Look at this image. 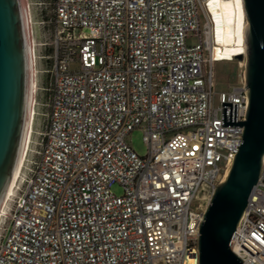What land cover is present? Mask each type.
I'll list each match as a JSON object with an SVG mask.
<instances>
[{
    "label": "built area",
    "instance_id": "2783aa9c",
    "mask_svg": "<svg viewBox=\"0 0 264 264\" xmlns=\"http://www.w3.org/2000/svg\"><path fill=\"white\" fill-rule=\"evenodd\" d=\"M49 47L46 123L9 197L0 264H191V249L198 264L197 226L247 107L243 76L213 91L224 60L209 0H52ZM228 247L264 264V158Z\"/></svg>",
    "mask_w": 264,
    "mask_h": 264
},
{
    "label": "water",
    "instance_id": "95a60500",
    "mask_svg": "<svg viewBox=\"0 0 264 264\" xmlns=\"http://www.w3.org/2000/svg\"><path fill=\"white\" fill-rule=\"evenodd\" d=\"M246 22L243 80L247 107L225 179L198 224V264H241L228 243L264 158V0H242ZM27 97L26 48L19 0H0V197L19 146Z\"/></svg>",
    "mask_w": 264,
    "mask_h": 264
},
{
    "label": "bare ground",
    "instance_id": "6f19581e",
    "mask_svg": "<svg viewBox=\"0 0 264 264\" xmlns=\"http://www.w3.org/2000/svg\"><path fill=\"white\" fill-rule=\"evenodd\" d=\"M20 7L22 13L26 65H27V97L24 109V120L21 129L20 141L13 168L0 197V225L5 217L9 197L17 184L24 168V162L30 149L33 136V126L35 117L37 82L35 74V59L32 57L34 52L33 41V18L29 2L21 0ZM209 9L214 21V37L217 47L214 49L215 56L220 60L230 61L238 56H245V31L246 22L242 6V0H209ZM36 75V74H35ZM189 260L192 264L196 260L194 249L189 251Z\"/></svg>",
    "mask_w": 264,
    "mask_h": 264
},
{
    "label": "rangeland",
    "instance_id": "374dc122",
    "mask_svg": "<svg viewBox=\"0 0 264 264\" xmlns=\"http://www.w3.org/2000/svg\"><path fill=\"white\" fill-rule=\"evenodd\" d=\"M23 3V0H21ZM29 2L30 10L33 18V41L34 52L32 57L35 59L36 72L33 76H36L37 90L35 94L36 107H35V119L32 143L24 162V168L20 176L24 174L31 161L36 159V152L39 150L40 137L38 134L43 130L46 123V108L44 106L46 102V92L44 91L46 78L42 74L45 68L44 56H47L50 52L51 43V27H52V0H26ZM188 44H194L196 40L194 38L188 39ZM244 69V57L239 59H233L230 61H220L214 63L212 67L213 71V91H225L228 86L234 85L239 82L243 76ZM127 140L133 149V151L139 155H146V146L142 141V133L139 130H133L127 137ZM111 191L114 195H121V189L117 184L111 186ZM8 207V206H7ZM7 210V208H6ZM6 215V214H5ZM1 226V225H0ZM0 233L1 228H0Z\"/></svg>",
    "mask_w": 264,
    "mask_h": 264
}]
</instances>
